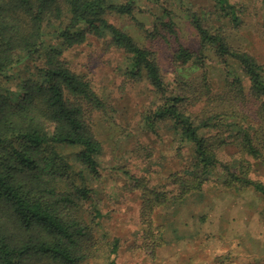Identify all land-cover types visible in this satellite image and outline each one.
<instances>
[{
    "label": "trees",
    "instance_id": "obj_1",
    "mask_svg": "<svg viewBox=\"0 0 264 264\" xmlns=\"http://www.w3.org/2000/svg\"><path fill=\"white\" fill-rule=\"evenodd\" d=\"M141 1L0 0V264H118L121 240L99 234L100 198L85 173L56 149L78 147L88 175L100 178L104 146L94 117L109 106L63 60L66 50L90 37L107 39L123 53L125 79L146 80L154 90L158 104L142 115L146 128L158 135L169 127L190 154L187 166L169 176L178 200L215 178L227 189H251L264 199V182L252 174L264 162V65L193 13L199 48L176 49L178 76L167 81L152 49L112 20H136ZM222 11L239 27L240 7L223 4ZM162 12L166 18L159 17L148 35L163 31L166 40L179 38L174 11ZM209 50L224 73L219 91L205 69ZM198 69L201 79L189 80L187 71ZM135 182L145 194L144 234L153 248L161 234L153 230L154 210L169 201V191Z\"/></svg>",
    "mask_w": 264,
    "mask_h": 264
},
{
    "label": "rangeland",
    "instance_id": "obj_2",
    "mask_svg": "<svg viewBox=\"0 0 264 264\" xmlns=\"http://www.w3.org/2000/svg\"><path fill=\"white\" fill-rule=\"evenodd\" d=\"M223 4L242 9L239 27L229 23ZM141 6L136 20H112L142 46L152 49L169 82L178 76L172 66L176 49L181 45L199 48L191 23L193 13L207 27L225 31L233 47L250 53L264 65V0H142ZM163 8L174 11L179 38L169 35L166 40L163 31L158 37L148 35L159 17L166 18ZM207 54L205 69L213 91H219L224 73L214 53L209 50ZM123 58L107 39L95 37L63 54L68 67L89 80L109 106L94 117V132L104 146L99 158L100 178L88 175L78 160V147L58 144L56 148L67 164L85 173L100 198L103 216L99 234L121 240L118 264H264V199L251 189H227L215 178L202 191L178 200L169 176L187 166L190 154L181 148L169 127L162 128L158 135L146 128L142 115L154 108L158 99L148 81L125 79ZM187 73L189 80L198 81L203 71ZM229 152L233 157L236 150ZM252 174L264 182V162L257 164ZM137 179L157 191H169V201L154 210L153 230L161 234L153 248V240L144 234L148 230L141 212L145 194L135 188Z\"/></svg>",
    "mask_w": 264,
    "mask_h": 264
}]
</instances>
